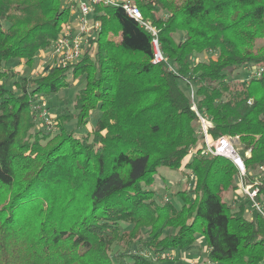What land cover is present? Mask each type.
Wrapping results in <instances>:
<instances>
[{
	"label": "trees",
	"instance_id": "16d2710c",
	"mask_svg": "<svg viewBox=\"0 0 264 264\" xmlns=\"http://www.w3.org/2000/svg\"><path fill=\"white\" fill-rule=\"evenodd\" d=\"M133 1L158 29L165 61L152 63V35L122 7L96 5L101 27L78 62L19 75L9 89V62L33 65L71 12L64 0H0V264H157L143 254L186 252L200 239L212 264H261L264 219L246 217V200L227 201L237 169L201 155L189 89L209 137L238 139L247 171L264 168V0ZM203 53L213 56L193 61ZM250 66L260 75L235 76ZM69 75L85 80L75 113L59 116L55 134L35 131L32 103L67 88ZM161 168L192 172L195 183L159 202ZM116 244L130 251L113 254Z\"/></svg>",
	"mask_w": 264,
	"mask_h": 264
},
{
	"label": "built area",
	"instance_id": "2783aa9c",
	"mask_svg": "<svg viewBox=\"0 0 264 264\" xmlns=\"http://www.w3.org/2000/svg\"><path fill=\"white\" fill-rule=\"evenodd\" d=\"M72 10V18L62 26L61 32L56 40L51 44V57L59 61L60 67H66L74 64L81 59L87 46L91 44L97 32L100 30V23L94 21L93 14L96 5L122 7L126 14L134 19L141 28L147 30L152 35L153 46V64H159L165 61L161 52L158 29L151 23L150 20L144 18L140 8L133 0H65ZM74 10V11H73ZM169 69L175 71L173 67ZM261 69H258L253 76H259ZM193 109L196 111L200 120V135L204 139L201 155L205 157L218 156L229 159L237 169V187L245 197L249 205L251 214L258 213L264 219V196L260 193V184L264 176V168L257 172L249 173L245 164V157L241 155L239 150L233 145L229 137H219L212 140L209 137V129L212 127L210 119L207 115L200 112L195 104V94L191 93ZM46 106V103L43 104ZM44 116L46 125L53 128L54 123L45 112ZM189 155L195 154L194 149L188 151ZM250 151L245 153L249 157ZM187 177L191 182L195 181V175L192 172L187 173ZM168 259H173L175 256L172 253L164 254ZM199 264V263H195ZM264 264V258L261 262Z\"/></svg>",
	"mask_w": 264,
	"mask_h": 264
},
{
	"label": "rangeland",
	"instance_id": "374dc122",
	"mask_svg": "<svg viewBox=\"0 0 264 264\" xmlns=\"http://www.w3.org/2000/svg\"><path fill=\"white\" fill-rule=\"evenodd\" d=\"M64 2H65V5L68 6V2H66L65 0ZM70 12H71V18H72L71 9H70ZM175 38L177 41H180L182 39V34L177 33L175 35ZM114 39L118 40V38H114ZM49 50L50 48L48 50L41 51L37 55V57L34 60L33 65L31 66L27 65L24 61H19V60H14L12 62H9L8 64L10 65L8 68L10 69L9 77L5 79L2 83L5 84L6 87H8L9 89H14L13 83L15 82L17 76L19 75L24 76V77H42L46 75L52 67L64 68V67L59 66L60 63L57 59L51 57V51ZM212 56L213 55L210 53L198 54V55H195V57L193 58V61L195 62L204 61V60L209 59ZM256 71H257V68L254 66L245 67L237 71L235 76L238 79L248 81L253 76V74L256 73ZM68 82L70 85L67 88L62 89L56 94L41 96L37 99L36 102L32 103V113L34 116V123L36 125L35 131H38V130L40 131L44 129L45 131H50L53 134H55L56 133V121L59 118V116L65 115L67 113H72V114L75 113V110L73 109L74 99H75V96L78 90L84 87L85 80L74 81L72 76L69 75ZM192 92H194L195 94V89L193 86L190 87L189 89L190 97H191ZM195 99H196V95H195ZM45 103H46V106L43 105ZM43 112H45L47 117L49 116L50 119L53 121L54 123L53 128H49L46 125V120L44 116H41ZM98 115H99L98 110L92 113L89 123L86 127L83 128V131H91L93 129L95 119L98 117ZM69 127L70 129H75V131H77V134H81L82 132V130H79V128L76 126L75 121H73ZM231 141L233 145L239 150L241 155H243V146L241 145L239 140L231 139ZM191 157L192 155L190 156L188 153V157L184 160V163H187ZM186 176L187 175L184 176L180 173L178 174L176 172L170 171L167 168L159 169V175L158 177H156L157 183H155V185L153 186V189L157 190V200L159 202H164L166 201V199L170 198L172 194L184 189L187 183L190 182L192 185L195 183V181L191 182L190 179ZM227 201L231 204H234L235 206H238L239 204L245 201V197L242 195V193L237 188V190L234 193H231L229 195ZM249 210L250 208L248 207L246 210V217L248 219L252 215L249 212ZM127 228L129 227L127 226ZM145 234L147 235L148 232H145ZM198 245H206V243L203 239H200V244ZM206 248L207 246H205V249ZM124 251H130V248L127 245L125 246V244H116L113 248V254L124 252ZM177 253L178 252L173 253V255L175 256L173 259H168L166 256L162 257L163 255L150 256L149 253L148 254L142 253V254L146 257H151L157 264H185L183 263L184 261L180 260L181 257ZM206 256H208V253L207 252L203 253L200 260L206 259Z\"/></svg>",
	"mask_w": 264,
	"mask_h": 264
},
{
	"label": "crops",
	"instance_id": "0c3cea01",
	"mask_svg": "<svg viewBox=\"0 0 264 264\" xmlns=\"http://www.w3.org/2000/svg\"><path fill=\"white\" fill-rule=\"evenodd\" d=\"M205 246L207 245H198L197 247H194L193 249L186 251V252H178L177 254L181 257L180 260L184 261L185 264H212L210 263L208 256H206V259L200 260L203 253H208L209 249L208 247L205 249ZM206 255V254H205ZM202 261V262H201Z\"/></svg>",
	"mask_w": 264,
	"mask_h": 264
}]
</instances>
